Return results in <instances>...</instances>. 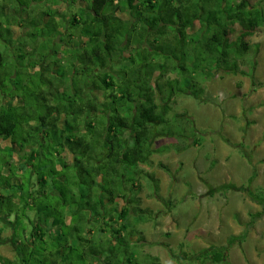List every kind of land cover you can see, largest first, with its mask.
I'll return each mask as SVG.
<instances>
[{
	"label": "trees",
	"instance_id": "16d2710c",
	"mask_svg": "<svg viewBox=\"0 0 264 264\" xmlns=\"http://www.w3.org/2000/svg\"><path fill=\"white\" fill-rule=\"evenodd\" d=\"M36 1L0 0V247L15 253L0 264H132L130 219L150 214L132 174L150 176L140 166L177 92L244 74L264 0Z\"/></svg>",
	"mask_w": 264,
	"mask_h": 264
},
{
	"label": "rangeland",
	"instance_id": "374dc122",
	"mask_svg": "<svg viewBox=\"0 0 264 264\" xmlns=\"http://www.w3.org/2000/svg\"><path fill=\"white\" fill-rule=\"evenodd\" d=\"M38 1L34 6L41 8L43 0ZM248 41L251 50L238 63L244 74L207 71L198 79L205 91L200 97L187 87L189 93H176L165 122L157 126L163 136L156 137L153 156L140 166L150 176L133 172L138 190L131 197L150 214L130 219L132 264H215L214 252L222 251L221 264H264V207L256 198L264 197V27ZM119 68L122 72L125 63ZM92 97L104 98L97 92ZM142 237L146 241L138 242ZM231 237L239 240L230 243ZM0 254L14 257L12 239Z\"/></svg>",
	"mask_w": 264,
	"mask_h": 264
}]
</instances>
